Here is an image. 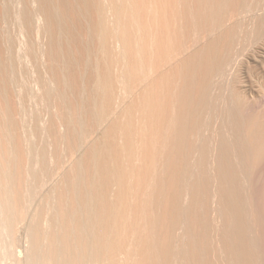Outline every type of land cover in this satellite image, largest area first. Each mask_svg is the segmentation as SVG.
Returning a JSON list of instances; mask_svg holds the SVG:
<instances>
[{"label": "bare ground", "instance_id": "obj_1", "mask_svg": "<svg viewBox=\"0 0 264 264\" xmlns=\"http://www.w3.org/2000/svg\"><path fill=\"white\" fill-rule=\"evenodd\" d=\"M0 264H264V0H0Z\"/></svg>", "mask_w": 264, "mask_h": 264}]
</instances>
